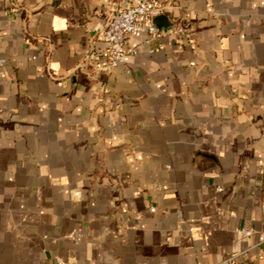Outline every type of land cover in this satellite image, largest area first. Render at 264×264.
Segmentation results:
<instances>
[{
	"label": "crops",
	"instance_id": "1",
	"mask_svg": "<svg viewBox=\"0 0 264 264\" xmlns=\"http://www.w3.org/2000/svg\"><path fill=\"white\" fill-rule=\"evenodd\" d=\"M140 1L0 0V264H264V0H161L194 41L103 71Z\"/></svg>",
	"mask_w": 264,
	"mask_h": 264
},
{
	"label": "built area",
	"instance_id": "2",
	"mask_svg": "<svg viewBox=\"0 0 264 264\" xmlns=\"http://www.w3.org/2000/svg\"><path fill=\"white\" fill-rule=\"evenodd\" d=\"M160 14H164L161 0H141L134 6L114 12L104 28L107 49L105 51L106 59L102 64L103 71L112 72L118 65L130 63L137 52L136 46L128 42L129 36L132 34L146 31L149 36L148 40L162 38L165 34L158 31L153 23V19ZM169 34L172 37L169 45H173L178 40L194 41L188 25L183 22L178 23L174 31ZM158 47H163V43H159ZM91 59V54H88L85 60L90 62ZM244 232L247 233L245 230ZM235 259L236 256H231L219 264H233Z\"/></svg>",
	"mask_w": 264,
	"mask_h": 264
},
{
	"label": "water",
	"instance_id": "3",
	"mask_svg": "<svg viewBox=\"0 0 264 264\" xmlns=\"http://www.w3.org/2000/svg\"><path fill=\"white\" fill-rule=\"evenodd\" d=\"M157 30L163 34H169L174 31L176 24L166 14H160L153 19Z\"/></svg>",
	"mask_w": 264,
	"mask_h": 264
}]
</instances>
